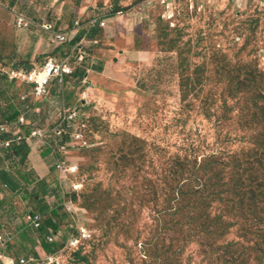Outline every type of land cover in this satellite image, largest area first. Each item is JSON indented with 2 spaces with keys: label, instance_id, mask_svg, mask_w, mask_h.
I'll list each match as a JSON object with an SVG mask.
<instances>
[{
  "label": "rangeland",
  "instance_id": "1",
  "mask_svg": "<svg viewBox=\"0 0 264 264\" xmlns=\"http://www.w3.org/2000/svg\"><path fill=\"white\" fill-rule=\"evenodd\" d=\"M18 13L35 22L20 29L28 36L16 29ZM78 22V62L100 64L63 101L80 108L85 142L67 140L71 171L49 184L61 197L43 187L63 225L31 233L54 251L29 248L13 260L264 264V0H0V60L27 54L41 36L68 48L50 34ZM4 68L0 122L21 111L28 91L6 85ZM59 114L26 118L42 128L52 117L58 126ZM49 147L58 163L57 143ZM22 159L10 163L17 173ZM32 180L0 215L15 222L29 210Z\"/></svg>",
  "mask_w": 264,
  "mask_h": 264
},
{
  "label": "crops",
  "instance_id": "2",
  "mask_svg": "<svg viewBox=\"0 0 264 264\" xmlns=\"http://www.w3.org/2000/svg\"><path fill=\"white\" fill-rule=\"evenodd\" d=\"M16 29L18 28L16 27ZM18 31L21 30L18 29ZM29 31L28 32L21 31V33L23 34L26 33V35L28 36ZM41 37L39 39L38 38L35 39L37 43L35 45L33 43L31 44L32 47L30 50L27 51V54H25V52H22L13 61L12 60L5 61L4 59H1L0 66L5 67L4 69H7L5 70L6 72L10 68H15L19 66L25 68L40 66L49 57H54L60 61L68 60L75 67L74 75L67 77L65 84H59V82L57 81L53 82L50 87V96L47 101L46 100L36 101L30 95V89L26 86H21L25 88V90L29 91V92L27 91V93H23L21 97L23 95L29 94L30 95L29 103L32 106V108H40L42 110L40 114L43 113L44 109H47V111L50 112V114L52 115L53 113H57V110L61 108H66L67 105L63 104V101L67 102L65 98L66 94L67 95L70 94V96H72V94H74V96L77 95V88H76L77 81L79 82L82 79H87L90 81L92 79L93 74L98 73L95 70V65L100 64V62L92 63L91 58L89 59L88 57H87L88 59H86L84 64H80L78 62L77 60L78 51L76 50L75 45L77 44V42L80 41V39L67 43L68 45L66 44V46H69L68 48H66L65 46H62V48H60L59 46H55V48H52L50 47V45L47 46L48 45L46 44L47 39L43 38V36ZM73 42L76 44L73 45L74 44ZM34 46L36 49H33ZM69 53H71L70 54L71 56L69 55L70 57L68 56ZM1 80L2 79H0V87L2 86V82H3ZM4 81L6 82L5 83L6 85H8L7 83L10 84L14 83L8 81L6 76ZM5 97H6L5 106L7 103H9L8 105H10L12 99L9 98L8 95H6ZM21 97L19 98L21 111L19 110L18 113H16L17 116L14 119L11 118L8 121H6L7 123L14 124L22 116L23 106L21 102ZM1 105H4V102L1 103ZM40 114H36V115H40ZM56 118L59 119V115L56 116ZM54 119H55L54 117L51 118V120ZM27 120H28L27 122L32 125H34L35 122H37L34 119L29 120L28 117ZM51 120L47 121L44 127H49V126L54 127L55 124L54 123L52 124ZM32 130H33V126L24 127L22 129V131L26 135H29V133ZM69 139L70 138L66 136V138H63L61 140L60 138L57 139L56 137L53 138L51 137L49 140L46 141L32 140L29 145H22V147L20 146L21 148L18 150L15 149V151L13 150L12 152L0 151V198L2 200L0 202V207L3 208L5 206L10 207V198L13 199L20 198L18 196L21 195L24 190L22 188L24 183L27 181H33L32 180L33 178L36 180V182L33 183L32 187H28V195H26L25 198L28 201V204H26V206H29L30 208L29 210L27 209L23 212V214L20 216L21 218H17L15 222H13L12 218L8 217L5 213L3 214L1 213L0 215V236L6 238L5 245L4 246L0 245V263L5 262V264H9L10 260L15 259L13 253H18V252L23 253L24 250L25 251L29 250V248L31 251L42 249L43 253L47 254L45 244H49V243H46L45 241L44 243L40 244V241H35V240L30 241L32 239L31 233L38 232L41 235V237H43L45 233L46 235L49 233L51 234L53 232L59 233V229L63 225V217H61V213L58 207L52 204V201H47V202L45 201L48 199V197L43 195V192L45 193V191H43L44 190L43 187L50 188L47 190V192H49L50 195H54L53 198L55 197V199L56 198L58 199L61 197L57 185L55 187L54 185L49 187V184H51L50 182H52L51 180H53L52 177L54 176V174L59 175V178H61L60 171L58 170L57 160L52 154L53 152L49 146L53 145L54 143H57L59 149V146L66 145L67 140ZM21 150L24 151L21 152ZM17 151L18 152L20 151V154L24 153L23 159H22V154L21 155L16 154ZM1 158H3V160H1ZM19 159H22L24 161L25 166L22 171L17 173V171H15L16 170L15 167H13V163L11 164V167H10V163L13 160L18 161ZM7 162H9L8 167L5 166ZM17 167L20 168L19 164H17ZM34 187H35V192L34 195H32L34 191ZM51 188H56V189H51ZM30 214H36L42 217L41 229L39 230L36 229L33 224L28 222L27 218ZM23 221H25L26 224ZM11 227H13L12 230ZM6 229L7 231H5ZM44 237L46 239L49 236L48 237L44 236ZM38 243L40 244L41 248L39 247Z\"/></svg>",
  "mask_w": 264,
  "mask_h": 264
},
{
  "label": "built area",
  "instance_id": "3",
  "mask_svg": "<svg viewBox=\"0 0 264 264\" xmlns=\"http://www.w3.org/2000/svg\"><path fill=\"white\" fill-rule=\"evenodd\" d=\"M34 20L28 18L23 13H18L16 20V27L22 30H28L33 24ZM93 23L90 22L89 25ZM84 29L83 25L80 26V22L74 25L73 28L66 32H52L51 40L54 44H67L74 41L77 36ZM86 56L82 54L80 61H84ZM75 73V67L68 61H60L54 57L47 58L44 63L37 67L25 68V67H15L10 68L5 72V76L8 81L19 83L21 86H26L30 89V95L36 101L48 100L50 96V87L53 82L57 81L59 84H65L66 78L73 76ZM29 94L23 95L21 97V102L23 106V114L14 124L7 122H0V151L12 152L15 148L20 147L23 144L29 145L32 140L46 141L51 137H56L57 139L66 138L69 136L72 142H85V139L81 134L76 133V124L80 118V108L78 106L61 108L57 111L60 112L61 123L54 127H42L38 128L37 123L35 126L29 124L26 118V114L33 112L35 114H40L42 110L40 108H32L29 103ZM33 126V130L26 135L22 129L24 127ZM35 127V129H34ZM2 137V138H1ZM6 137V138H3ZM71 142H67L66 145L59 146V155L61 160L58 162V170L62 174H67L70 171L66 169L67 159L66 154ZM74 172V170H73ZM28 222L33 224L36 229L42 227V217L36 214H30L28 216ZM85 233V231H84ZM53 238H49V242L53 243ZM0 244L5 245V239L0 237ZM55 258H50L44 264H56ZM3 264H5L3 262ZM9 264H31L29 261H20L16 263L15 260H10Z\"/></svg>",
  "mask_w": 264,
  "mask_h": 264
},
{
  "label": "trees",
  "instance_id": "4",
  "mask_svg": "<svg viewBox=\"0 0 264 264\" xmlns=\"http://www.w3.org/2000/svg\"><path fill=\"white\" fill-rule=\"evenodd\" d=\"M17 115H16V113L14 114V117H13V119L16 117ZM2 138V137H1ZM3 138H6V137H3ZM20 147H17V148H15L16 150H18ZM15 149H14V151H15ZM16 154L17 155H21L20 154V151L18 152H16ZM55 246V247H54ZM45 248H46V250L48 251V252H52V251H54L53 249H56V245H51V244H46V246H45Z\"/></svg>",
  "mask_w": 264,
  "mask_h": 264
}]
</instances>
